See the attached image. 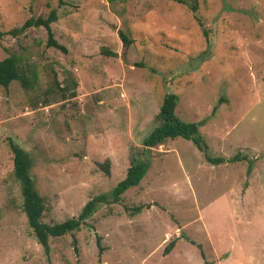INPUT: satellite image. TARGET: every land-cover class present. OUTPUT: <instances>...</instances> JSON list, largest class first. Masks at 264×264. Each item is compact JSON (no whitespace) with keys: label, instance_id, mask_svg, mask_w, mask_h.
Segmentation results:
<instances>
[{"label":"rangeland","instance_id":"obj_1","mask_svg":"<svg viewBox=\"0 0 264 264\" xmlns=\"http://www.w3.org/2000/svg\"><path fill=\"white\" fill-rule=\"evenodd\" d=\"M178 1L0 0V33L55 10L51 32L65 48L46 47L43 28L0 37V60L12 55L36 76L28 90L0 87V264H264V0H197L196 11ZM167 94L208 156L245 159L211 165L182 138L145 150ZM8 139L31 159L47 225L109 194L131 158L148 164L118 203L49 238L45 253Z\"/></svg>","mask_w":264,"mask_h":264},{"label":"trees","instance_id":"obj_2","mask_svg":"<svg viewBox=\"0 0 264 264\" xmlns=\"http://www.w3.org/2000/svg\"><path fill=\"white\" fill-rule=\"evenodd\" d=\"M174 1L183 3V1ZM59 3H61V0H59ZM196 9L197 0H190V10L196 11ZM56 20V11L50 10L46 17H37L35 19L29 18L20 27L13 28L6 33H0V37L3 35L17 37L29 28H43L47 35L45 44L46 47H52L61 52H65V48L57 43L51 32L50 25ZM117 35L124 46H128L131 43L124 33L118 31ZM103 53L107 56H115L112 52L103 51ZM14 81L18 82L23 89L28 90L34 85L36 76L32 71H23L18 64L17 58L10 55L0 60V87L7 89L9 84ZM176 102L177 98L173 94H167L163 97L159 111L155 116L159 123L154 126L142 139V146L145 150L164 145L168 141H172L175 138H182L190 141L200 152H202L205 161L211 165L232 163L245 159V157L241 154H236L226 159L211 158L208 156L207 146L201 139L197 129V124L183 122L174 114ZM7 145L12 156V175L18 181L20 187L22 212L25 215L27 226L32 231V235L45 253H48L49 238H59L66 234L79 231L80 227L85 224L86 220L95 213L99 205L118 203L120 201V196L128 188L138 185L145 174L148 164L135 158H131L125 177L113 187L109 194H101L91 198L83 205L76 217L67 219L60 223L47 225L40 222L44 205L42 198L34 188V184L29 174L31 159L29 158L27 152L16 145L12 140L8 139ZM250 165L251 164L249 162L248 169H250ZM102 167L108 174L107 168L104 166ZM144 207L149 208L150 205L146 204L145 206H138L133 209L134 213H139ZM74 242L75 241L73 240L72 243ZM96 246L98 249V255H101L104 248L99 245L98 237H96ZM173 247L174 242H170L164 247L162 254L167 255ZM200 256H203L202 252L200 253Z\"/></svg>","mask_w":264,"mask_h":264}]
</instances>
